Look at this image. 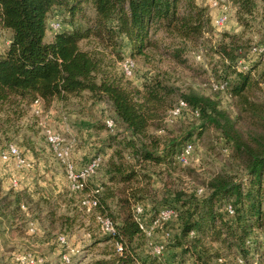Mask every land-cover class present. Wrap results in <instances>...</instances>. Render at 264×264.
Listing matches in <instances>:
<instances>
[{"label":"trees","instance_id":"1","mask_svg":"<svg viewBox=\"0 0 264 264\" xmlns=\"http://www.w3.org/2000/svg\"><path fill=\"white\" fill-rule=\"evenodd\" d=\"M237 1L246 13L256 5L255 0ZM52 14L60 15L64 26L47 39ZM0 27L10 33L0 49V111L9 105L16 119L37 97L49 104L87 93L92 101L107 100L126 132L115 130L108 136L113 150L94 209L114 220L116 232L95 237L92 243L104 246L92 264H182L181 256L191 257V264H264V99L256 93L264 83V69L256 72L264 58L249 55L252 44L246 47L224 32L211 46L221 60L215 82L223 85L214 90L231 98L233 105L227 108L215 96L180 90L167 70L144 74L133 84L116 65L122 41L131 57L144 60L166 47L178 60L186 46L199 43L209 30V16L195 0H0ZM83 40L87 46L81 45ZM173 40V45L162 46ZM238 56L247 61V69L238 68ZM178 99L199 119L196 131L167 130L166 112ZM11 118L7 112L0 127L10 125ZM152 129L167 132L156 135ZM209 129L219 132L230 168L237 169L214 172L200 193L197 188L174 187L176 155L194 133L200 137ZM29 137L25 143L34 148L35 140ZM151 165L158 167V188L149 182ZM138 201L149 205L152 214L162 206L176 208V231L166 242L170 257L146 248V237L132 215ZM23 202L41 210L45 200L31 198L24 189L4 190L0 181L2 236L24 226ZM228 203L232 214L225 210ZM18 235L17 242L22 244L23 238L25 243L24 232ZM116 242H121V251Z\"/></svg>","mask_w":264,"mask_h":264},{"label":"rangeland","instance_id":"2","mask_svg":"<svg viewBox=\"0 0 264 264\" xmlns=\"http://www.w3.org/2000/svg\"><path fill=\"white\" fill-rule=\"evenodd\" d=\"M195 1L205 6L209 16V30L205 31L201 41L186 46L178 60L172 58L167 47L166 49L160 48V51H156L147 60L140 56H133L134 58H132L135 59L133 73L130 76H124L136 84L144 74L150 75L157 70H167V74L170 75L169 80L174 82L180 90L192 88L200 93L215 96L222 106L230 108L233 105L231 98L224 91H215L212 85V82L218 78L216 77L217 69L220 67H217V64L221 60L213 52L211 46L217 43L224 32L236 36L239 42L246 47L249 44H264V0H255L256 5L251 13L240 10L237 0ZM223 12L227 14V19L222 24H216V18ZM56 17L58 16L52 14L50 19ZM52 32L53 30L47 27V39L52 36ZM2 35L5 37L3 29ZM165 42L167 41L165 40ZM174 42L176 40L169 41L168 45L162 43V46H170ZM81 45L87 46L88 43L83 40ZM129 54V47L125 41H122L121 58L116 61L119 69L121 59L130 56ZM198 54H200L199 57H197ZM262 69H264V60L259 61L256 72ZM256 93L264 99V83ZM85 96L87 93L79 97L72 96L64 102L53 100L49 104L41 103L39 113L33 110L31 103L25 109V113L16 119L13 117L14 112L11 107L6 108L9 105L0 111V121L4 120L7 112H10L12 116L10 125L5 122V127H0V147L5 146L8 142H13L33 159L32 168L27 170L15 168L10 163L0 160L2 188L4 190L8 187H12L14 190L24 189L31 198L41 196L45 200L41 210H37V207L33 209L35 207L33 203L23 202L21 209L24 212V226L14 229L11 233L7 231L5 237L1 235L0 231V264H23L17 259V256L27 252L41 256L42 264L44 262L47 264H92V260L102 256L104 243H92L95 237L104 235L100 231L95 217L98 212L95 209L85 210L79 200L85 191L92 188L99 187V193L102 191V184L106 181V160L113 150V147L108 145V136L116 131L120 135L126 132L117 122L107 100L92 101ZM14 106L16 105L14 104ZM108 118L115 120L113 130H109L105 125V120ZM198 121L197 117L185 110L184 113L165 125H167V130L173 133L192 128H195L196 131L199 125ZM42 123H48L58 128L62 131L66 141L71 140L72 137L75 139L70 156L76 168L83 166L94 153L102 155L100 166L94 174L86 179L82 189L73 190L70 188L65 166L54 157L49 149ZM167 130L152 129V132L158 135L167 132ZM28 135H30L29 140L31 138L33 141L35 140L34 148L25 143L24 139L28 138ZM190 141L193 147L190 161L188 164L176 162V171H173L171 179L174 187L183 186L188 190L204 188L203 183L214 172L222 169L234 172L237 169L236 166L230 168L228 149L223 145L224 140L217 130H205L200 137L194 133ZM125 156L127 159L130 157L127 152ZM148 169L150 185L152 188H158L161 185L157 174L158 167L151 165L148 166ZM12 177H16V185H13ZM32 200L34 201V199ZM148 208L150 209V207ZM176 222L177 219L172 220L171 224H167L168 227L163 224L161 230L157 228L158 237L162 230L170 228L171 238L176 231ZM17 232H24L22 237H27L25 243L23 238H21L22 244L17 242V237L21 236ZM59 234L66 237L64 245L57 241ZM262 238L264 240V236ZM164 240L167 241L168 238L164 237ZM67 249L72 253L69 263L61 260L62 252ZM71 249L75 251L72 252ZM169 250L170 248L165 249L162 258L170 257L171 251ZM181 258L182 264H191L192 262L189 256H181Z\"/></svg>","mask_w":264,"mask_h":264},{"label":"built area","instance_id":"3","mask_svg":"<svg viewBox=\"0 0 264 264\" xmlns=\"http://www.w3.org/2000/svg\"><path fill=\"white\" fill-rule=\"evenodd\" d=\"M227 19V14L223 12L218 15L216 18V24H222ZM64 26L61 16L52 18L48 22V27L55 31L59 30ZM8 43V38L2 35V29L0 27V49H2ZM251 54H261L264 58V44H252L250 47L249 55ZM200 54L197 55L199 57ZM237 66L240 69H247V61L242 56L237 57ZM135 67V61L130 56H125L120 61V68L125 76H130L133 73ZM214 88H222L223 85L218 82H212ZM41 99L37 97L33 100V110L36 113H39L41 107ZM188 111V105L183 99H178L177 102L167 110L165 115V121L171 122L176 117L180 116L184 111ZM191 112L195 115H198L197 109H192ZM106 126L112 128L114 121L112 118L105 120ZM42 128L44 132L45 139L49 146V149L53 153L54 157L61 161L66 169L67 176L69 178L70 188L73 190H80L85 185L86 179L94 174L102 162V155L100 153H94L91 158L80 168H76L71 160V150L72 145L75 142L74 138L66 141L65 137L58 128L52 126L48 123H42ZM69 142V143H68ZM193 147L191 142H187L183 145L180 152L176 155V159L181 164H188L192 155ZM0 160L10 163L13 167L18 169H31L33 166V159L24 153L21 148L13 142H8L5 146L0 147ZM13 178V185L17 184L16 177ZM203 187L197 189V192H203ZM99 192V187L92 188L85 191L80 196V205L87 211H90L95 208L97 205V194ZM225 210L228 214L233 213V208L231 204H226ZM132 215L136 220L139 228L142 230L146 237V247L155 254L162 255L166 249V240L164 237H170L172 233L170 228L165 229L163 234L160 233L159 237L157 235V228H160L162 224L167 223L171 224L172 220L177 215L176 208L172 206H162L158 209L155 214H152L148 206L144 205L141 201L135 202L132 205ZM98 227L101 232L114 234L116 231V226L114 220L107 214L96 213L95 214ZM33 230V228H30ZM192 234V231H190ZM264 236V234H263ZM57 241L59 244L64 245L66 243L65 235L59 234L57 236ZM117 250L121 251L122 244L121 242H116ZM72 252L75 250L71 249ZM72 253L69 249L63 251L61 254V260L65 263H69ZM17 259L23 264H42L43 258L36 254L30 252L24 253L23 255L17 256Z\"/></svg>","mask_w":264,"mask_h":264},{"label":"crops","instance_id":"4","mask_svg":"<svg viewBox=\"0 0 264 264\" xmlns=\"http://www.w3.org/2000/svg\"><path fill=\"white\" fill-rule=\"evenodd\" d=\"M9 34H10L9 31L6 29L5 30V37L8 38L9 37ZM46 37H47V33H46Z\"/></svg>","mask_w":264,"mask_h":264}]
</instances>
